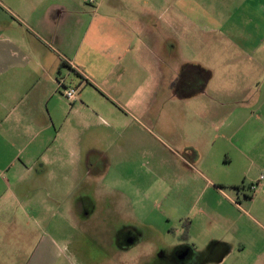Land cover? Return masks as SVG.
Here are the masks:
<instances>
[{"label": "crops", "instance_id": "crops-1", "mask_svg": "<svg viewBox=\"0 0 264 264\" xmlns=\"http://www.w3.org/2000/svg\"><path fill=\"white\" fill-rule=\"evenodd\" d=\"M204 3L18 0L13 11L0 3L5 9L0 14V245L12 233L8 228L18 225L22 198L31 202L36 196L31 181H53V164L63 170L69 156L78 162L92 158L84 155L82 126L109 127L105 138L112 165L117 145L132 142L134 113L146 115L156 104L158 126L183 151L177 150L172 175L176 201L189 213L190 252L203 244L199 256L206 264H264V124L259 120L264 81L251 101L235 86L219 91L231 101L219 100L213 70L187 61L186 45L223 29L221 18ZM165 52L185 62L181 68L191 64L209 70L210 78L199 90L174 73L167 78ZM62 61L73 75L69 83L62 77ZM61 79L79 86L77 101L62 94ZM202 97L216 99L217 107L211 100L196 114L191 104ZM99 113L111 121H96ZM253 170L260 175L259 186L256 195L245 194L239 181ZM224 186L236 198L223 201ZM242 195L261 219L243 206ZM193 211L204 216L196 219ZM194 228L203 229L205 237L194 236Z\"/></svg>", "mask_w": 264, "mask_h": 264}, {"label": "rangeland", "instance_id": "rangeland-1", "mask_svg": "<svg viewBox=\"0 0 264 264\" xmlns=\"http://www.w3.org/2000/svg\"><path fill=\"white\" fill-rule=\"evenodd\" d=\"M17 1L0 3L13 11ZM198 1H205L207 10L221 18L223 29L198 36L196 43L186 45L184 57L213 70L219 100L231 101L219 91L235 86L238 92L243 90L245 101H251L254 89L264 81V0ZM4 11L0 5V14ZM164 59L165 65L170 64L167 78L172 73L181 77L185 62L170 58L168 52ZM62 77L67 83L73 77L66 66H62ZM221 79L225 83L219 84ZM211 100L217 107L218 101L209 97L194 99L191 107L198 114ZM150 108L146 115L134 113L138 120L132 121V142L117 145L112 165L105 138L109 127L102 123L92 130L81 127L84 155L90 154L92 161L85 157L78 162L69 156L63 170L53 164V181H31L36 183V196L31 202L22 198L20 213L15 216L18 225L8 228L12 233L6 234L4 245H0V264H206L199 256L204 252L203 244L198 245L200 250L190 252L193 245L183 236L189 213L175 198L172 174L177 167V150L183 151L158 126V106ZM260 111H264V105ZM93 117L111 121L104 113ZM261 117L262 125L264 114ZM195 118L202 130L201 119L197 115ZM245 138L256 140L250 133H245ZM60 174H69V178L63 179ZM258 174L253 170L246 180L239 181L244 183L241 188L245 194L256 195L250 186L260 179ZM235 194L231 187L224 186L219 197L227 202L230 197L236 198ZM245 199L242 195L243 206L261 219ZM194 214L196 219L204 216L203 212ZM191 233L205 237L201 228Z\"/></svg>", "mask_w": 264, "mask_h": 264}, {"label": "trees", "instance_id": "trees-1", "mask_svg": "<svg viewBox=\"0 0 264 264\" xmlns=\"http://www.w3.org/2000/svg\"><path fill=\"white\" fill-rule=\"evenodd\" d=\"M61 66H66V62L62 61ZM210 71L199 66V65H191L187 64L182 71V75L178 79H186V84H188L187 80L192 81L195 90H199L201 86H203L204 82H206L210 78ZM186 230L185 234L183 235L184 238H188L189 235V227H190V220L185 222Z\"/></svg>", "mask_w": 264, "mask_h": 264}, {"label": "built area", "instance_id": "built-area-1", "mask_svg": "<svg viewBox=\"0 0 264 264\" xmlns=\"http://www.w3.org/2000/svg\"><path fill=\"white\" fill-rule=\"evenodd\" d=\"M60 85L63 86L64 92L63 95L71 102H75L79 99L80 97V92H79V86L77 85H66L65 81L62 79L60 80ZM263 178V175L261 176V179ZM259 184L258 183H252L250 188L252 191L256 193L258 189Z\"/></svg>", "mask_w": 264, "mask_h": 264}, {"label": "flooded vegetation", "instance_id": "flooded-vegetation-1", "mask_svg": "<svg viewBox=\"0 0 264 264\" xmlns=\"http://www.w3.org/2000/svg\"><path fill=\"white\" fill-rule=\"evenodd\" d=\"M182 254V253H181Z\"/></svg>", "mask_w": 264, "mask_h": 264}]
</instances>
